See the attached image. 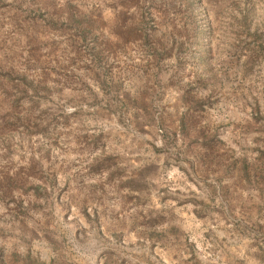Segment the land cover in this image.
<instances>
[{"label": "rangeland", "instance_id": "obj_1", "mask_svg": "<svg viewBox=\"0 0 264 264\" xmlns=\"http://www.w3.org/2000/svg\"><path fill=\"white\" fill-rule=\"evenodd\" d=\"M0 264H264V0H0Z\"/></svg>", "mask_w": 264, "mask_h": 264}]
</instances>
